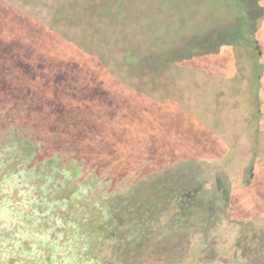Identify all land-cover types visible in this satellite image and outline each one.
Here are the masks:
<instances>
[{
    "label": "trees",
    "instance_id": "1",
    "mask_svg": "<svg viewBox=\"0 0 264 264\" xmlns=\"http://www.w3.org/2000/svg\"><path fill=\"white\" fill-rule=\"evenodd\" d=\"M100 8L71 33L0 1V264H264L188 159L184 84L110 58L129 4Z\"/></svg>",
    "mask_w": 264,
    "mask_h": 264
},
{
    "label": "rangeland",
    "instance_id": "2",
    "mask_svg": "<svg viewBox=\"0 0 264 264\" xmlns=\"http://www.w3.org/2000/svg\"><path fill=\"white\" fill-rule=\"evenodd\" d=\"M0 1L26 18L69 20L72 33L100 17V5L116 0ZM121 1L129 12L124 33L117 35L127 47L116 49L114 43L107 55L134 57L161 80L184 84L194 134L188 159L201 170L203 192L226 194L227 206H218L234 210L226 209L231 238L248 232V240L253 234L264 246V0ZM176 113L182 132V114ZM201 146L206 153L200 157L194 148Z\"/></svg>",
    "mask_w": 264,
    "mask_h": 264
}]
</instances>
